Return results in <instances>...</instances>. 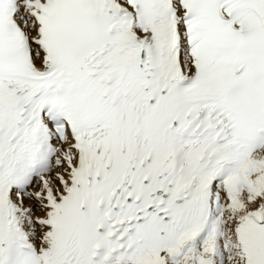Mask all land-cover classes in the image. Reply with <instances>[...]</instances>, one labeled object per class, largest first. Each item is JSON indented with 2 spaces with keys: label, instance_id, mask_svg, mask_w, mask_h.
Segmentation results:
<instances>
[{
  "label": "snow or ice",
  "instance_id": "obj_1",
  "mask_svg": "<svg viewBox=\"0 0 264 264\" xmlns=\"http://www.w3.org/2000/svg\"><path fill=\"white\" fill-rule=\"evenodd\" d=\"M0 264H264V0H0Z\"/></svg>",
  "mask_w": 264,
  "mask_h": 264
}]
</instances>
